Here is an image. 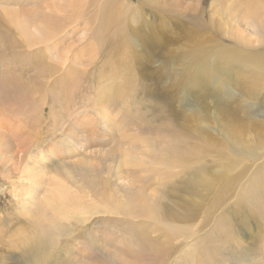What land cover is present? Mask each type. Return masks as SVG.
Instances as JSON below:
<instances>
[{
	"label": "rangeland",
	"instance_id": "obj_1",
	"mask_svg": "<svg viewBox=\"0 0 264 264\" xmlns=\"http://www.w3.org/2000/svg\"><path fill=\"white\" fill-rule=\"evenodd\" d=\"M84 1L90 2L87 9ZM108 1L0 0V264H8L7 251L16 249L24 232L33 229L41 195L58 184H68L75 199V194L83 193L81 190L91 180V184L107 183L113 199L130 201L142 192L164 209L161 219L121 214L96 218L87 224L82 237L86 243L87 239L91 241L99 257L92 264H264V216L253 215L251 200L242 208L233 198L217 204H230L221 216L222 209L211 205L212 192L203 190L199 179L204 171L218 174L220 166L226 165L225 154L216 151L228 144L222 134L229 133L228 125H237L244 114L263 122L264 87L234 75L244 68L241 56L245 55V45L264 50V24L256 15L246 16L250 5L238 7L239 0H143L148 22L145 25L137 21V25L143 24L138 37L145 38L147 31L154 28L162 34L168 32L163 34V49L155 53L156 57L151 55L150 67L161 70V83L152 95L148 88L154 85L146 80L147 94L129 105V110L136 113L135 121L128 116L129 122L122 123L124 114L117 113L119 108H111L113 101L106 98L104 91L89 89L86 81L93 72L97 75L101 64L111 60L106 55L110 51L106 39L111 32L100 30L99 19ZM130 1L137 6L141 0ZM260 1L264 14V0ZM12 11L29 20L36 11L49 16L58 13L61 23L70 15L72 25L56 49L53 45H38L27 50L23 37L8 21ZM80 12L84 19L76 22ZM210 17L217 24L223 46L209 56L216 69L212 82L205 83V49L194 31L201 20L211 21ZM128 20L134 24L125 17L111 31L122 35L123 22ZM86 22L89 31L84 38ZM39 25L32 22V26ZM94 35L100 38L97 45H101L92 73L85 76L75 68L68 81L73 84L49 91L47 83L53 78L46 79L36 63L61 61L67 53L72 58L73 51L76 56L90 54L87 49L94 45ZM134 44L120 41L125 47ZM40 46L42 51L33 52ZM145 52L142 51L144 56ZM77 66L81 68L82 64ZM215 79L221 84L217 85ZM60 93L68 102L57 98ZM99 96L104 103L99 102L95 108L91 100ZM106 111L109 117L102 116ZM226 121L228 124L223 123ZM166 124L168 131L175 124L176 133L184 137L187 168H172L156 161L159 153L168 148L169 135L160 132ZM248 137L243 132L239 144L247 142ZM260 144L258 140L256 145ZM248 175L246 172L242 178ZM234 183L223 179L226 188ZM169 213L178 218L171 219ZM166 222L179 224L181 231L176 233L171 227L175 229L173 237L168 236ZM51 252L56 264L60 250Z\"/></svg>",
	"mask_w": 264,
	"mask_h": 264
},
{
	"label": "bare ground",
	"instance_id": "obj_2",
	"mask_svg": "<svg viewBox=\"0 0 264 264\" xmlns=\"http://www.w3.org/2000/svg\"><path fill=\"white\" fill-rule=\"evenodd\" d=\"M252 1L254 0H239V3L236 4H238V7L243 4V8L245 4L250 5L248 6L246 16L256 15L258 21L263 25L264 14L260 11L263 7L262 2L258 0L256 4H253ZM88 4H90V2H83V6L86 9ZM142 6L143 0H141L137 6L130 0H109L106 3L99 19L100 30H103L104 33L111 32V35L106 39L108 42L107 46L110 50L106 55L111 57V60L101 64L97 75H95L96 72L92 73V66H95L93 64L96 60L95 58H97L95 55L100 51L101 45H97V39L99 38L97 35L93 36L92 44L94 45L90 47V49H87L90 51V54L80 53V56H76V52L72 49L74 52L72 58L70 55L69 57L67 53L65 57L61 58V61H53L54 59L48 58L50 60L48 65L45 64L43 60L37 62L36 64L39 65L41 71L44 72V77L46 79L53 78V80L47 83L48 90L57 91L60 89V86L66 87L73 84V82L68 81L70 77L74 75L75 68L85 76H89L88 74L92 73L93 77L89 76L90 78L86 79L89 83L87 87L89 89L101 88V90L104 91L106 98L113 101L110 107L113 109L119 108L117 113L120 112L124 114L123 117L125 119L121 117L123 119H121L120 122H129L127 121L128 116H130L129 119L135 121L134 116L136 113H132L133 109L131 111L129 110V105L131 106V103L136 102L142 94L146 95L149 91L148 89H151L152 95L156 93V89L159 83H161V70L150 67V64H153L151 55L153 53L154 57H156L155 53L163 49V34H168L166 31H162V34L154 28V30L147 31L145 38H143V36L141 38L138 37V30L143 24L146 25L148 22V18L145 17L147 14L143 11ZM57 14L49 16L43 14L41 11H36L30 15L29 20L21 18V15L17 11H12L11 20L8 19V21H11L17 28L21 35L19 37H23L22 40L25 42L23 47L26 46L27 50L29 47L38 45H53L52 48L56 49L57 46L63 43L65 38H67V34L70 31L68 27L72 25V22L69 21L70 15L65 18V22L61 23L60 16ZM125 17L131 18L134 24L132 25L129 20L126 22L124 21V31L122 35L116 30L111 31V29L116 27L121 19ZM80 19H84V15L81 12L76 22ZM210 19L211 21L201 20L200 27H196L194 31L196 33L195 37L203 42V49H205L203 73L204 76L208 77L207 80L204 79L205 83H210L212 72L216 69L215 65L212 66L210 64L209 56L213 57L223 46V39H221L217 24L211 17ZM137 21L143 24L137 25ZM32 22H36L40 25L38 27L32 26ZM235 25H238L237 21ZM36 31H38V34H36ZM88 31V23L86 22L82 32V35H85L84 38L87 36ZM62 34L63 36H60ZM262 36L263 35H261V37ZM120 41L133 42L135 44L125 47L120 45ZM258 41H260L259 38ZM42 49L43 47L40 46L33 52L37 53L42 51ZM242 50L245 54L241 56L243 60L242 66L244 68L241 72L235 73L234 76L264 87V50L260 51L256 47L249 48L247 45H245ZM142 51H146V56H144ZM36 57L40 59L41 55L36 54ZM79 64H82L81 68H78L77 65ZM164 71L167 73L166 68ZM57 74L58 76L56 77ZM185 75H187V73ZM146 80H149L154 86H149L147 89V86H145ZM101 81H106V83L101 84ZM79 83L80 81L77 82V84ZM215 83L217 85L221 84L219 79H215ZM74 86L77 87V85ZM99 92L101 93L100 90ZM61 96L62 93L57 97L61 99V102H68V100L65 99V95ZM102 98V96H99V98H93L91 100L95 108L98 107L99 102L104 103ZM106 104L109 105V103ZM119 105L121 106L119 107ZM103 107H105V105H103ZM110 112L106 111L102 116L109 117ZM261 120L263 122L257 121L249 114H244L241 116L237 125H228L227 129H230L229 133L222 132L228 144L222 145L216 152L225 154L226 162H224V164L226 165L220 166L218 174H207L204 171L199 177L201 188L213 194L212 198L214 200L212 201V206L233 198L232 201H234L237 206L243 208V205H247L251 200L253 204L252 206L250 205V209L253 215L261 214L264 216V115ZM140 123L142 122L140 121ZM223 123L228 124L227 121ZM139 127L137 126V128ZM142 127H140L141 130L144 129ZM157 129L159 130V128ZM172 129L173 130L168 131L167 124L160 129V132L166 131V134L168 133L169 138L167 140L169 141L167 143L168 148H163L164 150L159 153L156 161L172 168L178 166L187 168V150L186 145H183L185 144L183 142L184 137L176 133L177 128L175 124L172 125ZM245 131L249 135L247 142H241L239 144V138ZM258 140H260L262 144L256 145ZM212 144L215 143L212 141ZM126 154L127 153H125V155ZM191 154L193 155V152ZM128 162L132 163L129 159ZM134 164L136 167L137 165L139 166L138 161ZM131 165L133 166V164ZM246 172H248L249 175L247 178H242ZM168 174L169 173L165 175ZM225 178L235 183L226 188V185L223 184V179ZM241 178L243 181H241ZM91 182L92 180L85 184L84 190L86 191L81 190L83 193H79L78 191L79 195L75 194L76 197L78 196L75 199L71 197L72 194H70V191L72 192V187L67 186L68 184H58L51 191L46 189L47 192L44 193L43 196H40L42 199L39 201L38 210L34 214L35 222L33 223V229L24 232L25 234L20 241V245H18L16 249L7 251L8 255L6 259L8 264H53L54 260L50 254L52 253L51 251L56 248H59L61 253L56 264H92V262L97 261L99 257L94 253L91 241L87 239L86 243V239L84 240L82 237L83 229L87 224L91 223L93 220L95 221L96 218H98V220H103L111 215L127 214L134 217L151 219H161V215H163L162 210L164 209L161 207V204H159L158 201L154 202L156 200H152L153 198L148 200L147 198L149 197L143 195L142 192L130 201L126 199H113L114 194L108 191L107 183L103 182L100 184V182L96 183L93 181L91 184ZM153 187L155 186L153 185ZM143 190L142 188V191ZM224 204L225 203H223L221 207L217 205L222 209L220 210L222 211L221 216L226 213L230 207V204ZM212 208L216 209L215 207ZM168 217L171 219L178 218V216L172 213H169ZM182 218L186 219V217L183 216ZM166 225L169 227L170 231L167 234L170 237H173V231L175 229V232L181 231L182 229L178 227L179 224L169 225L166 222ZM171 227H175V229H171ZM96 264L99 263L96 262Z\"/></svg>",
	"mask_w": 264,
	"mask_h": 264
}]
</instances>
